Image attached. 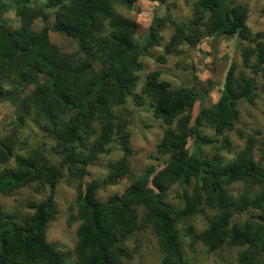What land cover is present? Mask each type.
<instances>
[{"label": "trees", "instance_id": "trees-1", "mask_svg": "<svg viewBox=\"0 0 264 264\" xmlns=\"http://www.w3.org/2000/svg\"><path fill=\"white\" fill-rule=\"evenodd\" d=\"M118 1L45 0V7H57L54 21L35 31L32 22L44 15L42 9L31 0H0V103L12 90L18 94L28 89L19 117L33 107L47 135L54 138L59 155L57 163L42 162V155L14 156L0 140V194L32 183L48 188L43 200L28 203L32 212L23 218L0 210V264H124L131 253L121 238L136 231L138 223L155 237L159 264H194L184 245L193 251L196 244L206 255L224 246L239 247L236 264H264V168L252 157L253 137L248 133L235 158L222 162L218 155L209 158L203 153L211 141L202 133L204 125L215 134L234 129L238 103H252L258 95L253 73L261 77L264 89V30L250 32L247 6L238 0H194V17L189 22L177 21L167 12L160 16L163 0H150L158 4L152 21L132 39L135 28L117 10ZM121 1L129 6L136 0ZM8 8L15 10L19 30L4 25L3 12ZM166 22L173 34L165 52L182 43L193 47L201 37L211 35L247 43L241 47L242 66L230 65L220 96L209 107L201 106L194 74L191 85L172 87L153 70L140 92L133 91L139 57L150 55V48L160 45L158 33ZM105 24L107 33L101 35ZM48 30L72 37L82 58L74 62L72 55L60 51L49 41ZM157 59L165 62L163 55ZM5 81L11 82L10 89ZM129 96L138 105L150 100L152 116L165 125L156 151L167 158L161 165L147 166L120 194L101 201L96 192L110 182L87 175V160L77 148L95 132L93 124L98 122L94 148L109 154L112 146L108 144L118 141L121 156L110 166L117 176L129 173V135L121 132L115 137L112 117L113 107ZM236 133L243 136L240 129ZM258 148L264 152V146ZM64 168L78 178L77 214L68 221L79 220L72 259L46 239L47 223L56 217L55 188ZM173 182L182 188L181 205L166 200ZM235 183L242 184L237 198L228 189ZM137 207L143 208L139 222ZM204 207L215 216L196 231L189 218ZM246 210L256 211L257 216L234 221Z\"/></svg>", "mask_w": 264, "mask_h": 264}, {"label": "rangeland", "instance_id": "rangeland-1", "mask_svg": "<svg viewBox=\"0 0 264 264\" xmlns=\"http://www.w3.org/2000/svg\"><path fill=\"white\" fill-rule=\"evenodd\" d=\"M194 0H163L162 6L158 10L161 16L164 13L170 14L177 21L189 22L194 17L192 3ZM31 2L43 10L44 15L35 18L32 28L40 30L44 25H51L54 21L57 7H45V0H31ZM247 6L246 23L252 34L264 30V0H238ZM156 2L150 0H136L129 6L119 0L116 8L125 19L134 26L135 32L132 39L144 32L152 21ZM4 25L10 30H19V18L15 10L8 8L3 12ZM102 34H106V24L102 27ZM160 45L150 48V55L140 56V69L136 71L137 82L133 91L140 92V87L144 83L146 75L153 71L160 72V79L166 80L172 87L189 86L192 84L193 74L197 78V87L201 91V106L209 107L220 96L224 79L230 65L234 62L239 67L242 66L241 47L243 43L237 38L226 36H207L191 47L187 43H182L168 52H165V45L173 34V29L169 23H165L163 29L159 30ZM49 41L57 46L63 53L70 54L73 61L80 60L83 52L78 47L76 41L63 33L48 30ZM163 55L165 62L161 63L157 57ZM101 62L96 63L100 66ZM248 71V70H247ZM257 85V97L252 103L239 102L237 107L239 116L234 122V129L225 131L223 134H215L214 130L208 126H202V133L210 139V143L203 147V153L207 157L218 155L222 162L235 158L237 152L241 150L250 133L253 137L252 148L253 159L264 168V152L258 147L264 146V89H261L262 79L259 75H254ZM11 82L5 81L4 86L9 89ZM260 88V89H259ZM13 91V90H12ZM10 92L0 103V140L10 148L13 155L32 156L42 155L43 161L47 163H57L59 155L56 151L55 140L47 135L43 121L34 115L33 107L30 113L20 119L23 97L28 92L15 94ZM150 100L146 99L143 105L136 104L132 97L125 99L124 103L113 107L112 117L115 137L118 138L121 132L129 135V155L130 172L117 176L110 166L121 156L118 141L111 142L112 151L109 154L99 153L93 146L95 138L99 132L100 123L95 122L93 128L95 132L84 138L77 150L80 157L87 160L86 173L89 177L108 180L110 183L100 188L96 192V197L101 201H106L113 194H120L124 188L134 180L149 165H161L166 160V155H160L156 151V145L160 140L163 125L160 120L155 119L151 113ZM69 116L65 115V118ZM243 132L242 137H238L236 130ZM41 161V160H40ZM8 165L12 166L13 158ZM78 178L72 176L64 168L63 177L55 188V219L47 223L46 239L54 243L57 248L64 252L69 258H73V247L76 241V228L79 220L75 219L68 223L72 215L77 214L76 188ZM233 197H239L242 189L241 183L228 186ZM48 194L46 185L32 183L9 194H0V210L13 213L16 219L29 215L32 209L28 208L29 202H40ZM182 188L177 182H173L169 189L166 200L176 205L182 204ZM142 207H137V219L140 221ZM256 211H242L234 217V221H243L246 216ZM215 216V212L204 207L201 211L189 218V222L196 231L204 229L210 219ZM121 243L128 248L131 253L130 258H126L124 264H159L160 251L155 237L148 227H143L138 223V228L132 234L121 238ZM184 250L189 259L194 264H236L239 247L224 246L221 250H216L210 255H206L200 244H196L193 251L184 245Z\"/></svg>", "mask_w": 264, "mask_h": 264}]
</instances>
